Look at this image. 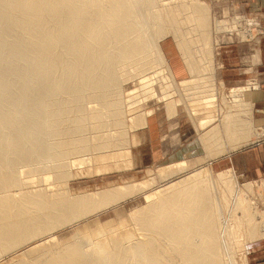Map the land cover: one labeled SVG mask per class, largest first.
Wrapping results in <instances>:
<instances>
[{"label": "bare ground", "instance_id": "bare-ground-1", "mask_svg": "<svg viewBox=\"0 0 264 264\" xmlns=\"http://www.w3.org/2000/svg\"><path fill=\"white\" fill-rule=\"evenodd\" d=\"M208 11L202 0H0V260L235 264L244 225L247 242L264 237V212L246 196L251 181L238 184L231 168L212 177L209 165L182 160L149 170L138 182L81 190L69 184L79 176L74 168L108 170L104 162L127 154L125 125L145 124L152 109L125 112L147 98H160L171 115L180 85L187 101L198 98L212 107ZM220 22L214 21V31L225 26ZM167 34L188 68L198 62V75L170 77L159 44ZM131 78L138 85L125 91L123 82ZM190 83L197 91H188ZM243 89L229 91L243 118L232 125L224 115L205 133L206 144L236 132H242L241 143L250 139ZM215 119L208 114L199 125ZM138 193L143 205L115 211L117 222L99 220L101 212ZM65 227H74L72 234L59 238L56 232Z\"/></svg>", "mask_w": 264, "mask_h": 264}, {"label": "crops", "instance_id": "crops-1", "mask_svg": "<svg viewBox=\"0 0 264 264\" xmlns=\"http://www.w3.org/2000/svg\"><path fill=\"white\" fill-rule=\"evenodd\" d=\"M231 1L237 5V8L242 10L247 5L251 6L248 7L249 12L256 14L261 10L260 3L263 0ZM241 51L239 45L227 42L220 43L215 49V54H218L220 58L218 57L212 63L216 90V105L211 107L212 114L216 115L213 122L203 128L199 126L201 117L207 115L205 113L190 114L191 107L185 99L186 96L182 87L177 88L174 98L180 99V102L171 115L167 114L165 104L162 108L145 117V124L140 126L143 130L138 135L142 143L138 146L149 148L148 153L149 158H151L149 161L151 163L167 165L182 160H198L201 161L200 164L204 163L218 171L231 168L242 179L254 180L264 176V45H257V53L253 57L255 62L250 63L251 72L248 73L244 69ZM194 63L195 67L198 68V62ZM170 68L174 78L178 81L190 77L187 65L180 58L172 60ZM249 76L257 81V87L243 89L240 92L241 95L239 93V98L247 104V120L252 125L250 126L251 134L248 137L250 139L246 143L243 142L244 145L241 143L243 141L242 132H240V135L236 132L229 140L221 137L219 142L213 145L206 144V141H204L206 132L212 130L219 123L222 115L226 113L232 125L235 123L238 125V120L243 118L241 109L237 108V104L235 106L233 102L234 107L231 109H222L221 97L223 93L230 91L228 89L243 87L245 79H248ZM188 87H190L188 91L193 92L197 91L196 88H198L196 84L191 83ZM199 88L203 89V86ZM257 134L261 136L258 137ZM256 135L257 137H255ZM238 143L241 144L235 146ZM217 149L218 152H216ZM219 150L221 151L220 154ZM222 150H224L223 154H221ZM211 153H214V158L209 157ZM215 154H217V157H215ZM207 157H209L208 160Z\"/></svg>", "mask_w": 264, "mask_h": 264}, {"label": "rangeland", "instance_id": "rangeland-1", "mask_svg": "<svg viewBox=\"0 0 264 264\" xmlns=\"http://www.w3.org/2000/svg\"><path fill=\"white\" fill-rule=\"evenodd\" d=\"M202 1H204L208 5V8H209V11H208L209 29L206 33V38L208 40L209 49L212 52L213 61H215L219 57L218 54H215V49L217 46L220 45V43L227 42L230 44H237L242 49L241 56L244 62V69H246L245 72L247 73L251 72L250 63L255 62V58L253 57L255 53H257V45L259 44L264 45V2H263L264 0L260 3L261 10L259 12H256V14H252L249 12L248 7H251V6L247 5L244 8V10H242L241 8H237V5L231 0L230 1L202 0ZM215 20L222 21L220 23L221 24L224 23L226 27L225 26L221 27L218 32L214 31V21ZM238 31L239 32L241 31L243 34L241 32L239 33ZM216 40L218 41L216 42ZM159 44H160L161 51L165 59V63L168 67L170 77L174 78L172 70L170 68V62L172 60H177L178 58L183 60V54L181 53L182 49L176 46V41L173 39V37L170 34H167L164 37L162 36L159 39ZM194 44H195V41L191 40L189 45L187 46V49L191 48ZM252 54L253 56H251ZM208 65L212 66L211 62L207 63L205 71H207ZM199 69L200 67L198 68L193 67L191 69L188 68V71L190 75L195 74V72L198 75L200 73ZM212 84H213L214 91L216 92L215 87H214V81H212ZM243 84H244L245 89L249 87H257V81L252 79L251 76H249L248 79H245V82ZM137 85H138L137 78H131L123 82L122 87L124 88L125 91H127ZM179 87L181 86H177L176 89ZM154 89L157 93V96H160V90H161L160 83H155ZM229 93L230 92L223 93L221 97L222 109L223 108L231 109L232 107H234V105H232V101H230V99L232 100V98L230 97ZM159 99L160 98L158 97L147 98L142 103L141 102L138 103L136 107L126 110L125 113L128 115H131V114L139 113V111L141 112L146 109H152V113H153L157 111L158 109L162 108L163 105H165L164 101H161ZM188 102H189V105L191 106V109H193V112L205 113L206 115L212 114V108L205 107V105L200 102V99L193 98V99H189ZM215 105H216V100H214L212 107H214ZM224 115L220 117V120H222V117ZM204 126H200V127L203 128ZM142 130L143 129L140 126L128 127L127 125H125V143L128 147L127 154L124 156H117V157L108 159V162H104V163H107V165H110V168L108 170L96 172L94 168H90L87 166L83 168H74L73 172L76 174H74L73 176L79 175L80 178L79 176L72 177L71 181L69 180L71 189L72 190H79V189L81 190L84 188L89 189V188H96L99 186L102 187V186H105L106 184H108L109 186H112V185H119L123 183H130V181L138 182V181H141L142 179L144 180L148 178L149 170H156V168H158L159 166H162L163 164L151 163L149 161V159H151L149 158V153H148L150 151L149 148H147L146 146H142V147L138 146V144L142 143V141L140 140L138 136ZM220 138H221V135L219 134V140ZM143 143L145 144V142ZM127 155H128V158L126 157ZM124 157L127 158V160ZM123 159L126 161H124ZM188 162L190 164L196 165L200 163L201 161L190 160ZM99 164H102V163L99 162ZM114 164H116L115 165L116 168L113 167ZM202 164L200 166H202ZM117 167H119L118 171H117ZM223 170L218 171V170L212 169L211 170L212 177H216L217 173ZM86 171L87 172L89 171L90 174L92 175L90 176V174L86 173ZM81 174L82 175L87 174L89 175V177L87 175H86L87 177L82 176ZM236 179H237L238 184L240 185L246 181H251L252 187L250 188L249 192H246L247 193L246 196L250 198L252 201L256 202L255 204L259 208L260 212H264V176H261L260 178H257L254 180L246 179V178L242 179L240 176L239 177L237 176ZM154 180L158 184L160 183L157 177H155ZM136 195H133L127 198L125 201L120 202V204L116 206L117 208L116 210L109 208L108 210L101 212L98 216L99 220L105 221V220L111 219L112 222H117L118 220L117 218L119 216L117 217L115 216V211H118L121 213H128L131 210L143 205L145 203V200L143 198V193H138ZM124 210L126 212H124ZM240 214L241 213L238 211V215ZM73 230H74V227H65L63 229L58 230L56 232V235L59 238L69 237L72 234ZM244 230H245V225L243 226V228L239 230V232H241L240 233L241 239L246 242H243V241L239 242L243 246L238 252L234 254L233 259H234L235 264H264V237L263 235L261 236L263 238L257 239L256 241H253V242H247L246 234ZM259 236L260 235L255 236L254 239ZM5 262H6V258H4V260H0V264H5Z\"/></svg>", "mask_w": 264, "mask_h": 264}]
</instances>
